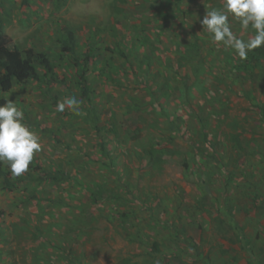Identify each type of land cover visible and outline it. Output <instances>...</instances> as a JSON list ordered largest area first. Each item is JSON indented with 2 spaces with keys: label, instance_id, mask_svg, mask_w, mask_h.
<instances>
[{
  "label": "rangeland",
  "instance_id": "obj_1",
  "mask_svg": "<svg viewBox=\"0 0 264 264\" xmlns=\"http://www.w3.org/2000/svg\"><path fill=\"white\" fill-rule=\"evenodd\" d=\"M213 8L223 0H0L5 33L64 81L0 92L42 144L23 175L1 166L0 264H264V59L249 75L213 44L199 22ZM89 50L92 105L76 87ZM73 95L80 115L55 111ZM37 165L74 180L38 181Z\"/></svg>",
  "mask_w": 264,
  "mask_h": 264
},
{
  "label": "clouds",
  "instance_id": "obj_2",
  "mask_svg": "<svg viewBox=\"0 0 264 264\" xmlns=\"http://www.w3.org/2000/svg\"><path fill=\"white\" fill-rule=\"evenodd\" d=\"M231 20L241 28L253 31L247 40L239 38L231 28ZM203 32L210 34L213 44H222L246 59L249 52L264 46V0H223V8L206 11L199 21ZM82 101L74 95L58 102L55 111L81 114ZM24 113L10 99L0 105V164L6 165L13 178L29 170L36 154L42 150L39 136L24 122Z\"/></svg>",
  "mask_w": 264,
  "mask_h": 264
},
{
  "label": "trees",
  "instance_id": "obj_3",
  "mask_svg": "<svg viewBox=\"0 0 264 264\" xmlns=\"http://www.w3.org/2000/svg\"><path fill=\"white\" fill-rule=\"evenodd\" d=\"M29 0H23V4L27 5ZM1 21V20H0ZM67 44L64 48L65 52H69L73 55L76 54L77 47V37L74 31L68 30L66 32ZM91 51H87L84 54V59L80 60L79 57H76L75 66L77 68V81L76 87L79 92L80 97L87 103L93 104L94 98L92 96V89L88 83L87 74H88V60H90ZM251 57L247 55L245 62L241 63L242 69L249 75L253 73V61L250 59H255L260 57L264 59V46L261 48L255 49L250 52ZM43 69L42 75L38 71V68ZM30 80H36L50 84L63 83L64 81L58 77L55 72L54 65L50 57L46 54L40 53L35 54L31 50L24 53L21 51L19 46L14 42V40L5 33L3 29V24L0 23V92L7 93L10 92L14 83H25ZM4 98L0 97V105L5 103ZM27 124H32L30 121H26ZM97 137L100 140V149L104 152V155H108L109 143L104 139L101 134V129L94 125ZM203 133H207L205 126H202ZM0 164V176L4 178L6 187L11 188L12 182L9 180V174L4 172ZM186 167V166H185ZM36 170L40 172L39 176L36 178L41 182H50L52 185L59 186L65 182H72L74 177L68 173L62 171H46L43 170V167L40 165L35 166ZM116 167L111 163H108V170L110 172H115L118 176V172L115 169ZM116 170V171H115ZM197 176L200 180L204 177L197 173ZM35 178L31 179L34 180ZM119 179V177H118ZM25 179L20 177L17 179L18 183L24 182ZM103 197H101L102 199Z\"/></svg>",
  "mask_w": 264,
  "mask_h": 264
}]
</instances>
